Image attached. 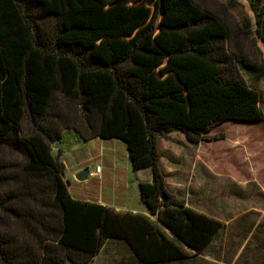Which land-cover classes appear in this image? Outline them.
I'll use <instances>...</instances> for the list:
<instances>
[{
  "label": "trees",
  "instance_id": "1",
  "mask_svg": "<svg viewBox=\"0 0 264 264\" xmlns=\"http://www.w3.org/2000/svg\"><path fill=\"white\" fill-rule=\"evenodd\" d=\"M248 2L264 43V0ZM242 72L264 67L204 0H0V264H89L112 238L145 262L203 251L224 223L168 192L159 137L264 120ZM96 137L152 170L157 221L71 195L61 153Z\"/></svg>",
  "mask_w": 264,
  "mask_h": 264
},
{
  "label": "crops",
  "instance_id": "2",
  "mask_svg": "<svg viewBox=\"0 0 264 264\" xmlns=\"http://www.w3.org/2000/svg\"><path fill=\"white\" fill-rule=\"evenodd\" d=\"M258 124H261L263 129L257 131L245 129L243 132H239L238 142L234 141L233 143L239 158L231 165L229 176L235 184L257 186L258 193L264 197V120L246 125ZM114 139L96 137L64 149L61 159L66 165L65 180H67L68 172L76 168L74 170L76 179L82 182L80 191L73 193L70 189V181H68L67 185L71 195L77 199L112 207L120 212L145 214L157 221L156 216L150 215L147 211L140 193V184L152 181V170L150 168L134 170L131 166L127 144L120 139H115L124 143L123 150L127 149L126 157L129 162H127L128 160L126 162L119 160L116 156V146L108 142ZM93 142L94 144L91 145ZM158 148L160 167L166 177L167 190L177 196L175 191L169 190L171 183L168 177L169 170H165L163 167L164 158L161 153L160 137ZM200 159L202 158L200 157ZM99 165L102 166L101 173L97 176L90 175V172H93ZM87 169L89 170L88 176L84 180H80L78 178L80 173ZM216 169L220 175H225L224 172L221 173L225 168L218 167ZM144 171L149 173V177H143ZM133 176L136 179H133ZM189 178L191 180L192 175ZM92 180L98 182L99 187L96 191H93L89 186ZM189 194L187 192V196ZM199 195H201L200 192ZM182 199L186 200V198ZM187 205L191 206V203L187 202ZM223 223L224 228L203 251L197 253L194 250L186 249L188 255L182 259L145 262L127 240L112 238L107 240L101 251L89 264H250L253 261H257V264H264V206H253L242 210L234 209L231 216ZM228 227H230L231 234L229 233V238H226V236H222V233ZM167 232L170 236L175 237L170 231ZM252 242L254 250L252 255L244 257L246 247ZM245 245L246 247L242 249Z\"/></svg>",
  "mask_w": 264,
  "mask_h": 264
},
{
  "label": "rangeland",
  "instance_id": "3",
  "mask_svg": "<svg viewBox=\"0 0 264 264\" xmlns=\"http://www.w3.org/2000/svg\"><path fill=\"white\" fill-rule=\"evenodd\" d=\"M204 1L225 17L230 25L233 41L238 40L239 47L244 48V51L256 60L259 66L264 67V43L257 34L256 17L248 0ZM242 75L247 83L261 95L264 112V76L256 79L245 72H242ZM246 124L227 121L207 133L206 139L197 145L189 143L181 132L160 136L161 153L164 158L163 167L165 170H169L168 177L171 182L169 190L175 191L179 198H186V201L190 202L195 210L222 222L231 216L234 209L242 210L253 206H264V197L258 193L257 186L235 184L229 176L231 165L239 158L237 149L233 146L234 141L238 142L239 132H243L245 129L249 131L263 129L261 124ZM108 142L116 146V156L119 160L125 162L128 160L127 162H129L126 157L127 149L123 150L124 143L122 141L114 139ZM93 144L94 142L91 143V145ZM62 147L63 144L60 143L58 148L54 147V152L57 153ZM218 167L225 168L221 171L225 175L222 176L219 171H216ZM75 169L70 170L66 176V181L67 183L70 181V189L73 193L82 188V182L78 181L74 174ZM142 175L149 177V173L146 172ZM190 175H192L191 180ZM133 179L136 177L133 176ZM89 186L93 191L99 187L95 180L90 181ZM187 192L190 193L188 196ZM228 230L230 227L222 233V236L229 238L231 230ZM245 247L246 245L242 249ZM253 251L252 242L246 247L244 257L251 256ZM250 264H257V261Z\"/></svg>",
  "mask_w": 264,
  "mask_h": 264
},
{
  "label": "water",
  "instance_id": "4",
  "mask_svg": "<svg viewBox=\"0 0 264 264\" xmlns=\"http://www.w3.org/2000/svg\"><path fill=\"white\" fill-rule=\"evenodd\" d=\"M60 141H57L56 143H55V145H54V147L55 148H58L59 147V145H60ZM88 174H89V170L87 169V170H84L83 172H81L80 173V175H79V179L80 180H84L87 176H88ZM163 199H166V196L165 195H163V197H162Z\"/></svg>",
  "mask_w": 264,
  "mask_h": 264
},
{
  "label": "built area",
  "instance_id": "5",
  "mask_svg": "<svg viewBox=\"0 0 264 264\" xmlns=\"http://www.w3.org/2000/svg\"><path fill=\"white\" fill-rule=\"evenodd\" d=\"M101 170H102V166L101 165L96 166L95 167V170L93 172H90V175L97 176L98 174L101 173Z\"/></svg>",
  "mask_w": 264,
  "mask_h": 264
}]
</instances>
